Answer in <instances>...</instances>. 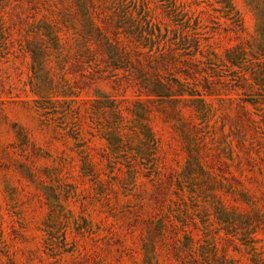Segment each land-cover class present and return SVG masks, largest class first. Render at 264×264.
<instances>
[{
    "label": "rangeland",
    "instance_id": "obj_1",
    "mask_svg": "<svg viewBox=\"0 0 264 264\" xmlns=\"http://www.w3.org/2000/svg\"><path fill=\"white\" fill-rule=\"evenodd\" d=\"M174 1L199 16L218 57L264 47V0H230V20L214 0H139L157 18ZM57 7L77 11L73 0H0V264H264V90L160 100L119 70L89 81L69 56L40 50L45 16L71 26ZM144 126L151 156L135 153Z\"/></svg>",
    "mask_w": 264,
    "mask_h": 264
},
{
    "label": "trees",
    "instance_id": "obj_2",
    "mask_svg": "<svg viewBox=\"0 0 264 264\" xmlns=\"http://www.w3.org/2000/svg\"><path fill=\"white\" fill-rule=\"evenodd\" d=\"M119 1L118 7L114 2L104 5L102 0H73L77 11L61 14L57 7L60 25L68 17L71 26L62 32L54 18L45 16L42 26L34 31L41 36V52L47 58L50 52L57 57L69 56L74 61H69L70 68L89 81L107 80L108 74L119 70L116 77L125 79V87L153 90L145 97L160 100L173 96L171 90H264V47L258 39L256 50L248 42H240L226 49L220 58L211 43L203 42V35L208 34L205 24L183 4L174 1L171 12L157 18L159 14L139 0L135 10L124 9L125 0ZM214 1L224 10L230 9L226 15L230 20L234 10L231 1ZM99 3L102 7L95 8ZM165 17L169 22H164ZM29 47L23 49H28L36 61V50ZM179 95L183 92L175 94ZM176 113L182 116L181 110ZM144 127L140 134L142 147L135 148L137 156H151L158 146L152 131ZM123 136L122 131L116 132V141L108 140L110 147L122 144Z\"/></svg>",
    "mask_w": 264,
    "mask_h": 264
}]
</instances>
